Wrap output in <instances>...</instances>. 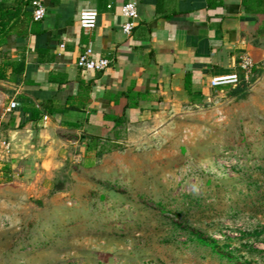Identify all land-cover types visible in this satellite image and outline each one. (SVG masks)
I'll return each instance as SVG.
<instances>
[{
	"label": "rangeland",
	"instance_id": "rangeland-1",
	"mask_svg": "<svg viewBox=\"0 0 264 264\" xmlns=\"http://www.w3.org/2000/svg\"><path fill=\"white\" fill-rule=\"evenodd\" d=\"M244 82L125 144L0 151V264H264V58Z\"/></svg>",
	"mask_w": 264,
	"mask_h": 264
},
{
	"label": "crops",
	"instance_id": "crops-1",
	"mask_svg": "<svg viewBox=\"0 0 264 264\" xmlns=\"http://www.w3.org/2000/svg\"><path fill=\"white\" fill-rule=\"evenodd\" d=\"M126 1L42 0L44 17L7 39L0 151L9 162L44 166L66 145L84 153L132 142L181 107L208 100L219 88L212 78L243 75L242 56L264 58V0H132L138 17L130 34L121 30ZM83 8L97 12L92 29L79 24ZM87 46L93 58L109 60L105 69L78 67Z\"/></svg>",
	"mask_w": 264,
	"mask_h": 264
},
{
	"label": "built area",
	"instance_id": "built-area-1",
	"mask_svg": "<svg viewBox=\"0 0 264 264\" xmlns=\"http://www.w3.org/2000/svg\"><path fill=\"white\" fill-rule=\"evenodd\" d=\"M32 17L34 20H40L45 15V8L42 0H32ZM121 16L124 18V22L121 24V30L125 34H130L135 26L136 19L138 17L136 3L132 0L126 1L121 5ZM97 22V12L93 8H83L79 15V24L83 29H92L96 26ZM93 50L90 46H87L78 56L76 64L78 67L102 71L105 69L109 60L101 58H93ZM255 63L249 55H244L241 57L239 62V67L243 72V79L247 81L250 77L252 69ZM239 75L234 73L228 76L214 77L211 79L210 84L212 87L221 85H237L240 81ZM17 106V103L12 100L9 102V109H13ZM46 119L47 116H44ZM9 145L4 144L5 151L8 152Z\"/></svg>",
	"mask_w": 264,
	"mask_h": 264
},
{
	"label": "trees",
	"instance_id": "trees-1",
	"mask_svg": "<svg viewBox=\"0 0 264 264\" xmlns=\"http://www.w3.org/2000/svg\"><path fill=\"white\" fill-rule=\"evenodd\" d=\"M32 0H0V80L7 81V70L12 63L6 56L7 50L4 45L8 38H17L25 36L28 23L34 22L32 17ZM13 72L21 71V65L12 67ZM13 79V77L11 78ZM247 84L242 79L240 83L234 86L230 95L237 98H243L246 95ZM100 155V152H98Z\"/></svg>",
	"mask_w": 264,
	"mask_h": 264
}]
</instances>
